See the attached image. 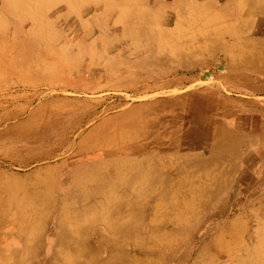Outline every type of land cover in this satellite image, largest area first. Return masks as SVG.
I'll return each instance as SVG.
<instances>
[{
    "label": "rangeland",
    "instance_id": "1",
    "mask_svg": "<svg viewBox=\"0 0 264 264\" xmlns=\"http://www.w3.org/2000/svg\"><path fill=\"white\" fill-rule=\"evenodd\" d=\"M175 1L165 0V10L161 13V18H164L161 28L165 30L175 31L177 27H183L177 23L175 9L171 7ZM195 1L209 2L221 11L219 14H223L236 0ZM145 3L155 9L159 7L158 0H139L141 6H146ZM137 6L133 5V8L140 10ZM50 7L47 0L42 3L41 0H0V26H6L11 16L20 18L32 12L35 19L44 17L55 22L58 32L82 18L84 25L76 24L74 28V33L78 35L72 36L74 33H71L69 38L77 39L87 31L91 34L90 37L87 35L88 40L99 39L103 37L101 24L112 27L110 36H121L120 26L113 27L118 11L106 8L103 3L93 4L82 16L76 13L69 16V10L63 4ZM136 17L139 26L149 24L146 16ZM233 17L218 24L233 22L236 20ZM248 20L251 24L245 36L260 40V47H264V35H254L257 24L253 18L245 19V22ZM10 31L3 39L7 49L12 44ZM123 44L120 51L126 56L125 40ZM112 55L107 52L106 59ZM141 56L139 53L137 58ZM222 60L221 54L214 50L191 57L179 54L173 60L174 65L190 63L188 68L192 69L191 72L180 71L176 75L182 80L181 86L155 87L141 95L122 88L135 81L133 76L136 72L132 71L128 72L131 75H127L129 81L102 73L91 78L71 79L77 69L86 67L85 62L78 63L80 66H70L66 73H62L63 86H69L60 92H49L43 87L45 91L42 94H33L41 88L35 90L17 85L13 73L0 70L4 74L0 76V256L5 257L9 252L14 258L12 263L0 257V264H45L51 257L57 231L55 233V226L49 222L46 226L47 239L33 234L38 216L47 211L40 204L29 201L31 193L39 195L47 191L56 203L57 199L61 202L63 195L72 190L68 193L71 195L68 202L74 204L71 206L73 210L80 208L82 190L90 195L88 202L90 199H102L104 190L108 188L103 178L111 174L117 163L131 166L144 161L147 168L139 179L145 176L150 179L155 174L154 170H160V179L173 183V190L162 198L155 196L156 208L140 216V222L146 227L141 233L151 236L144 246L140 247L139 236H136V246L125 245L123 249L118 245L109 247L107 241L110 236L103 241L96 239L104 232L97 230L95 221L85 228L72 229L75 234H82L83 231L88 234L87 239L91 242L89 252L99 264H127L133 254L148 258L150 262L147 264H172L170 256L174 259L188 253L191 255L186 264H193L195 259L199 264L203 255L215 257L220 253L216 244H220L222 239V242L230 239L222 238L220 231L233 221L240 220L232 224L234 232L246 229L252 235L254 215L264 211V203H260L264 196V83L256 79L250 87L242 85L233 91L227 89L223 80L217 77L225 74ZM154 64L151 62L146 66L154 70ZM103 65L106 61L101 63V70ZM67 73L71 77L69 80L64 76ZM145 73L142 72V75ZM139 80L144 82L146 77ZM148 84L152 85L153 81L149 80ZM72 85L93 89L75 92L70 88ZM139 85L141 87V83ZM244 86L255 90V93H244ZM200 87L205 89L200 94L202 107L209 102L211 109L198 120L199 115L185 104L192 100L189 92ZM186 95V98L180 99ZM181 125L183 130H176ZM193 133L197 141L200 140L198 144L190 143ZM216 133L224 134L228 144L220 146L215 143ZM178 137L180 141L174 146L164 141L169 138L171 142ZM83 166L90 167L89 170L93 168V171L91 175L80 178L81 184H75V188L80 184L75 191L72 185L77 182L76 174ZM128 180L130 175L117 177L113 190L116 193L125 190L129 187ZM217 181L219 188L213 195L211 190L216 188ZM209 194L211 196L207 197ZM140 198L134 204L142 203ZM203 200L208 201L206 212L202 216L199 214L198 223L194 224L199 203ZM236 200L238 209H232L230 205ZM222 201L225 203L223 206L220 205ZM193 203L195 210L188 207ZM184 205L187 210L182 212L179 206ZM218 206L222 207L221 214L217 216L220 219L207 222ZM148 221L152 222L148 224ZM205 229L208 235L200 241L199 235ZM159 232L163 234L158 235ZM155 241L171 244L172 250L164 253L161 249L157 256L154 253L142 255L141 249H154ZM39 242L45 243L42 249L31 252ZM219 259L223 261L226 258Z\"/></svg>",
    "mask_w": 264,
    "mask_h": 264
},
{
    "label": "bare ground",
    "instance_id": "2",
    "mask_svg": "<svg viewBox=\"0 0 264 264\" xmlns=\"http://www.w3.org/2000/svg\"><path fill=\"white\" fill-rule=\"evenodd\" d=\"M47 1L50 2L51 7L65 5L69 10V16L73 13L82 16L93 4L96 6L98 3H103L106 8L109 7L113 11H118L117 18L113 21V27L120 26L121 36H110V31L113 30L112 27L101 24L100 29L103 37L88 40L87 35L90 37L91 34L84 31L81 37L74 39V37L69 38V36L75 32L76 24L78 26L81 25V27L84 25L82 18L67 24L66 29L58 32L55 22L47 21L49 19L44 17L35 19L32 17V12H28L29 15L23 14L20 18L10 15L11 19L7 20V25L4 27L0 26V54L2 55L0 56V70H9L13 73L15 76L14 82L17 85L35 90L36 88H41L33 94H42L45 91L42 89L43 87L48 88L49 92L62 91L65 86H69V84L63 86V81L61 82L62 73H66L65 70L67 71L70 66H80L78 63L81 62L87 63L86 67L77 69L73 78L69 77V73L64 74L66 79L91 78L102 73L107 77H122L125 81H129L127 75H131L128 72L132 71L136 72L133 76L135 81L128 82L122 88L123 90H130L134 95L146 94L147 91L155 87L181 86L182 80L179 77L177 78L176 75L180 71H189L190 68L188 67L191 64L174 65L173 60L179 54L191 57L208 50H214L215 53L221 54V60L223 59L222 61H224L225 74H219L217 77L223 80L227 89L233 91L242 85L250 87L249 85H253V81L256 79L260 83H264V47L259 45L262 42L254 39V37L245 36V31L250 28L251 24V20L245 22V19L250 18H253V22L255 21L257 24L254 35H264V20L262 19L264 15V0H236L223 14H219L221 11L215 9L209 2L199 3L195 0H176L171 7L175 9L174 14L177 18V23L184 28L180 29V27H177L175 31L161 28V23L164 20V18H161V13L165 10V0H158L159 7L157 9L148 6L147 3H145L146 6H141L139 0ZM133 5H138L140 10L134 9ZM139 15L147 17L149 20L147 26L141 27L137 24L136 16ZM232 17L236 18V20L223 25L218 24L225 20L229 21ZM8 30H11L10 33H12V44L7 49V46L5 47L7 43L3 39L7 38L8 34L6 33ZM76 34L78 35V33H74L72 36H76ZM123 40L126 41L125 52L128 53L126 56L120 51L124 46ZM107 52L114 55L106 59ZM139 53L142 56L137 58ZM105 61L106 65H103L104 69L101 70V63ZM151 62L155 63L153 65L155 67L154 70L146 66V64ZM145 71L146 75H142V72ZM1 75L3 76L4 74L0 72ZM140 77H146V80L144 82L140 81ZM149 80L153 81L152 85L148 84ZM140 83L141 87H139ZM248 87H242V91H245L244 93H255V90ZM70 88L75 92H89L90 89H93L88 86L77 85H72ZM204 91V87L191 90L189 94L192 100L185 104V106L191 108V111L193 110L194 113L199 115L198 120H201L204 114L211 109V103L209 102L204 108L202 107V102L200 101L202 96L200 94ZM186 97L187 95L180 99ZM180 99L179 101H181ZM190 114L193 115V113ZM183 128L184 126L176 130H183ZM189 136L191 137L190 134ZM192 136L190 143L198 144L200 140L197 141L194 133ZM214 136V142L220 146L224 143L228 144L224 134L216 133ZM164 141L174 146L178 144L180 138L178 137L171 142L169 138ZM89 168L83 166L82 170L76 174L77 182L72 185L74 187L73 190L76 191L81 184L80 178L84 175H91L93 168L90 170ZM146 168L147 165L144 164V161L131 164V166L121 163L115 164L111 174L103 178L105 183H108V188L104 190L101 196L102 199H90L88 202L90 195L88 196L87 192L85 193L86 190H82V198L80 199L82 205L74 210V207H71L74 204L68 202L69 197H71L68 193H71L72 190L63 195L61 202L57 199L56 203L52 201L53 195L47 191L39 195L31 193L28 196L29 201L35 205L40 204L47 211L38 216V225L33 230V234L47 239L46 226L49 222L55 226V228L53 226L55 233L57 231L51 257L45 264L57 262L60 264H99L89 252L90 240L87 239L88 234L85 231L82 234L72 233V229L85 228L91 221L97 223V230L104 232V234L97 235L96 239L103 241L106 236H110L107 243L111 248L117 247V245L118 248L122 249L125 248V245L136 246L135 244L138 245L137 240H135L136 236H139L140 247L144 246L151 239V236L147 233H141L146 227H144V223L140 222V216L146 215L149 209L156 208L155 196L159 195L162 198L161 196L173 190V183L168 182L166 179H160V170H154L155 174H152L153 176L150 179L148 176L139 179ZM124 174L125 177L130 175V180L127 181L129 187L125 190H120V193H116L113 190L114 179L117 177L121 178ZM218 182L215 183L216 188L211 190L213 195L219 188ZM76 183H80L77 188H75ZM254 193L256 192H252V194ZM210 196L211 194L207 197ZM137 197L143 199L142 203L134 204L136 203L135 201L139 200ZM262 197L263 199L260 203H264V196ZM248 198L250 197L248 196ZM207 203V200L199 203L200 206L195 215L194 224L198 223L199 219H197V216L199 214L201 216L205 214ZM193 204L195 205V203ZM224 204L222 201L220 205L223 206ZM194 205H189L188 207L195 210L196 205ZM221 206H218L217 210L215 209L212 212L213 216L216 217L209 216L207 222H211L215 218L217 220L220 219L217 216L221 214ZM238 206L237 200L230 205L232 209H238ZM47 207L50 208L47 210ZM262 208H264V205ZM179 209L182 212L187 210L185 205L184 207L179 206ZM254 216L255 229L252 235L248 234L246 229L234 232L235 228L232 224L240 220L233 221L220 231L222 238H230L225 242H222V239L220 244H216L220 253L217 256L215 255V257L203 255L199 264H264V211L255 213ZM141 220L144 221L142 218ZM151 222L148 221L147 223ZM162 234L163 232L158 233V235ZM207 235L208 230L205 229L199 235L200 241L204 240ZM44 244L41 242L37 243L31 252L42 249ZM154 244V249H141V254L154 253L157 256L161 249H163L164 253L166 250H172L169 243L155 241ZM155 247L159 248L156 249ZM189 252L191 253V251ZM189 255L191 254H182V256L174 259L170 256V258L173 262L172 264H186ZM11 256L12 253L9 254L7 252V256L0 257L3 258L2 260L13 263L14 258H11ZM93 257L95 258V256ZM131 257L127 264H147L150 262L145 256L138 257L133 254ZM219 257L226 259L221 261ZM194 261L193 264H198L196 259Z\"/></svg>",
    "mask_w": 264,
    "mask_h": 264
}]
</instances>
